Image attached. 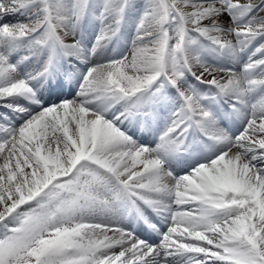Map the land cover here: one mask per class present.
<instances>
[{
	"label": "snow or ice",
	"instance_id": "6c2138e0",
	"mask_svg": "<svg viewBox=\"0 0 264 264\" xmlns=\"http://www.w3.org/2000/svg\"><path fill=\"white\" fill-rule=\"evenodd\" d=\"M0 264H264V0H0Z\"/></svg>",
	"mask_w": 264,
	"mask_h": 264
},
{
	"label": "bare ground",
	"instance_id": "6f19581e",
	"mask_svg": "<svg viewBox=\"0 0 264 264\" xmlns=\"http://www.w3.org/2000/svg\"><path fill=\"white\" fill-rule=\"evenodd\" d=\"M17 19H20V18H17ZM110 54H112V53H110ZM69 93L72 95L74 93V88L69 89ZM71 95H69L68 98H71Z\"/></svg>",
	"mask_w": 264,
	"mask_h": 264
},
{
	"label": "rangeland",
	"instance_id": "374dc122",
	"mask_svg": "<svg viewBox=\"0 0 264 264\" xmlns=\"http://www.w3.org/2000/svg\"><path fill=\"white\" fill-rule=\"evenodd\" d=\"M21 19V18H20ZM136 226H138V225H136ZM139 227V226H138ZM145 232V231H144ZM146 234L148 235V236H152V234L151 233H148V231L146 230ZM154 237V236H153ZM155 238V237H154ZM153 238V239H154Z\"/></svg>",
	"mask_w": 264,
	"mask_h": 264
}]
</instances>
